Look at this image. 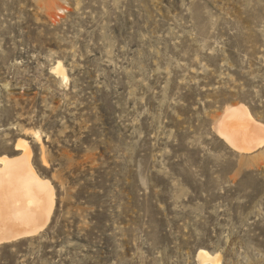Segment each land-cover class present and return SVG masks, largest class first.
<instances>
[{
    "label": "rangeland",
    "instance_id": "1",
    "mask_svg": "<svg viewBox=\"0 0 264 264\" xmlns=\"http://www.w3.org/2000/svg\"><path fill=\"white\" fill-rule=\"evenodd\" d=\"M238 104L264 124V0H0V157L24 140L54 190L0 264H264V146L215 127Z\"/></svg>",
    "mask_w": 264,
    "mask_h": 264
},
{
    "label": "bare ground",
    "instance_id": "2",
    "mask_svg": "<svg viewBox=\"0 0 264 264\" xmlns=\"http://www.w3.org/2000/svg\"><path fill=\"white\" fill-rule=\"evenodd\" d=\"M55 72L65 75L58 62ZM216 124L217 133L239 152H253L264 146V124L253 118L249 109L238 104L224 110ZM17 158L0 157V243L34 235L47 224L54 205V190L41 178L30 162L27 143L20 140ZM200 264H220V254L200 249Z\"/></svg>",
    "mask_w": 264,
    "mask_h": 264
},
{
    "label": "water",
    "instance_id": "3",
    "mask_svg": "<svg viewBox=\"0 0 264 264\" xmlns=\"http://www.w3.org/2000/svg\"><path fill=\"white\" fill-rule=\"evenodd\" d=\"M10 242V241H9ZM5 243V242H4ZM2 244V243H1Z\"/></svg>",
    "mask_w": 264,
    "mask_h": 264
}]
</instances>
